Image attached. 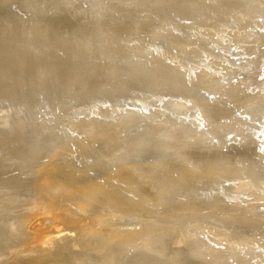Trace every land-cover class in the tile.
Returning a JSON list of instances; mask_svg holds the SVG:
<instances>
[{
    "label": "water",
    "instance_id": "water-1",
    "mask_svg": "<svg viewBox=\"0 0 264 264\" xmlns=\"http://www.w3.org/2000/svg\"><path fill=\"white\" fill-rule=\"evenodd\" d=\"M0 264H264V0H0Z\"/></svg>",
    "mask_w": 264,
    "mask_h": 264
}]
</instances>
